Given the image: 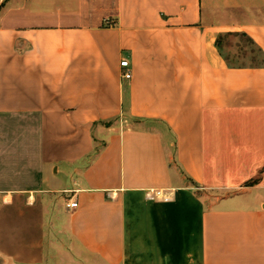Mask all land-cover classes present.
<instances>
[{
  "label": "crops",
  "instance_id": "1",
  "mask_svg": "<svg viewBox=\"0 0 264 264\" xmlns=\"http://www.w3.org/2000/svg\"><path fill=\"white\" fill-rule=\"evenodd\" d=\"M0 264H264V0H7Z\"/></svg>",
  "mask_w": 264,
  "mask_h": 264
},
{
  "label": "built area",
  "instance_id": "2",
  "mask_svg": "<svg viewBox=\"0 0 264 264\" xmlns=\"http://www.w3.org/2000/svg\"><path fill=\"white\" fill-rule=\"evenodd\" d=\"M120 66L122 68V76L125 79H130L132 77V71H131V64L129 58H123L120 61ZM149 198L155 199V200H163V201H170L172 199V192L170 191H165L161 189H157L154 191H151L149 193ZM78 203L77 202H69L67 204L68 207H77Z\"/></svg>",
  "mask_w": 264,
  "mask_h": 264
},
{
  "label": "rangeland",
  "instance_id": "3",
  "mask_svg": "<svg viewBox=\"0 0 264 264\" xmlns=\"http://www.w3.org/2000/svg\"><path fill=\"white\" fill-rule=\"evenodd\" d=\"M7 0H0V9L2 7V5L6 2Z\"/></svg>",
  "mask_w": 264,
  "mask_h": 264
}]
</instances>
